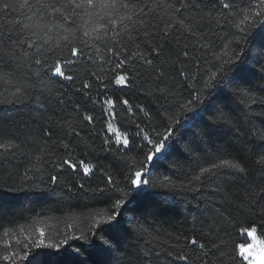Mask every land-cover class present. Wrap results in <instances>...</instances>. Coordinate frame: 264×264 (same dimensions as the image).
Returning <instances> with one entry per match:
<instances>
[{
	"label": "snow or ice",
	"instance_id": "obj_1",
	"mask_svg": "<svg viewBox=\"0 0 264 264\" xmlns=\"http://www.w3.org/2000/svg\"><path fill=\"white\" fill-rule=\"evenodd\" d=\"M210 3L211 7L204 4V8H208L206 13L195 11L196 6L192 5L194 12L188 16L185 15L188 0H10L0 3V49L7 50L10 58V63L0 68V79L14 89L7 102L24 104L41 92L58 91L53 87L56 78L73 81L77 78L72 73L73 65L86 59L91 65L104 68V74L92 73L104 93L94 102L106 106L107 113L113 118L118 105L134 114L130 100L117 98L116 93L132 87L135 81L144 77L154 78L156 84L148 94L158 91L156 99L169 105L162 118V122H169L164 125L163 133L152 126L149 111L136 106L149 121L148 126L132 121L135 137L147 149L139 161L140 167L134 171L130 168L124 187L105 171L104 186L90 189L107 200L112 199L109 193L116 195L109 212L84 217L83 230L69 225L58 242L48 241L42 229H38V237L26 238L28 242L24 249L27 250H16L11 242H7L0 250V262L89 264L84 256L88 253L100 257L96 264H113L120 251L118 236L134 232L143 237L147 231L135 216L124 218L127 206L150 188L171 187L168 177L156 182L152 173L176 147L177 134L183 136L199 126L198 121L202 123L198 139L197 133H193V140L183 145L185 159L191 157L199 162L200 156L196 153L204 151L200 145L207 146L210 131L233 124L228 101L240 105L244 116L253 111L252 105L264 106V83L254 85L249 79L257 70L264 79V0H248L239 8L236 0H210ZM205 21L208 33L201 32L198 27ZM189 38H195L196 43L190 45ZM216 39H220V44L215 42ZM169 45H172L171 49ZM171 64L180 65L178 75L183 82L179 89L174 82L169 83ZM21 72H26L27 77L21 78ZM161 84L164 87H159ZM91 87V83L85 81L80 90ZM188 88L191 89L188 98H178ZM110 90L111 95H108ZM83 119L89 124L95 123L93 115L85 114ZM105 127L108 133L115 134L116 147L113 148L112 137L106 135L102 150L126 161V153L132 150L133 133L117 130L112 122L106 123ZM255 134L264 141V129ZM18 139L15 132L0 129V157L14 155L21 147L14 142ZM64 147L67 149L68 145ZM89 148L91 145H86V150ZM261 149L264 144L251 150V162L257 172L264 173ZM136 163L133 160L132 166ZM206 163L207 166L194 171L191 179L182 186L183 191L199 192L217 184L223 177H233L244 183V193L235 197L227 195V206L231 211L202 225L207 228V234L198 232L190 239L185 237L183 242L177 238L176 247H169L164 255L181 264H252L254 245L232 244L229 250L226 235L229 227L234 230L241 221L244 233L253 239L258 230L264 228V181L252 180L253 173L247 165L241 166L227 159ZM64 166L76 174L82 171L84 177L95 171V167L84 160L65 158L59 167ZM59 184V175H52L46 186L54 192ZM79 188L89 190L84 183H80ZM68 190L71 191V186ZM3 227L0 224V228ZM69 231L72 234H68ZM9 234L5 229L4 235ZM73 241L79 243L73 244ZM20 243L17 239V246ZM260 253H264V243Z\"/></svg>",
	"mask_w": 264,
	"mask_h": 264
},
{
	"label": "trees",
	"instance_id": "obj_2",
	"mask_svg": "<svg viewBox=\"0 0 264 264\" xmlns=\"http://www.w3.org/2000/svg\"><path fill=\"white\" fill-rule=\"evenodd\" d=\"M3 2L10 0H0V3ZM247 2L248 0H236L238 8ZM188 3L186 16L194 12L192 5L196 6L195 11L205 13L208 8H204V4L212 6L210 0H188ZM12 15L16 18L14 13ZM205 24L206 21L201 22L198 27L201 32L208 33L209 28ZM222 35L224 33H221ZM215 42L220 44V39ZM188 43L195 44V38H189ZM168 47L171 49L172 45ZM8 63L10 58L7 50L0 49V68ZM179 67V64H171L168 69L171 77L169 83L174 82L177 89L183 82L178 75ZM93 72L104 74V68L93 66L86 59L78 60L72 68V73L77 75L76 79L66 81L56 78L53 87L58 91L41 92L38 96L34 95L26 100L24 104L7 102L11 99L10 93L14 89L0 79V129L15 132L19 139L14 142L21 145L14 155L0 157V224L4 225L0 228V250L7 242H11L16 250H27L24 249V244L28 242L26 238L38 237V229L45 231L48 241L58 242L69 225L83 230L84 217L111 210L116 195L109 193L112 199L107 200L99 193L93 194L90 189L104 186L105 171L124 187L130 168L134 171L140 167L139 161L143 159V152L147 149L143 148L141 140L135 137L136 128L132 121L140 123L141 126H148L149 121L136 108L137 105L149 111L153 127L160 133L165 131L164 125L169 122H162V118L169 105L156 99L159 96L158 91L152 95L148 94L156 88L154 78L144 77L135 81L132 87L117 92V98L126 97L130 100L134 114H129L126 108L118 105L113 118L107 113L106 106L94 102L104 93L98 87ZM261 75L257 70L256 75L249 77L251 83H264ZM20 77L26 78L27 73L21 72ZM85 81L91 83L92 87L90 90L81 91ZM189 91L190 88L186 89L182 97L178 98L186 100ZM107 94L111 95V90ZM227 103L233 113V124L210 131L209 137L206 138L207 146L200 145L204 151L196 153L200 156L199 162L191 157L185 159L183 145L193 140V133H197L198 139L202 123L198 121L199 126L193 127L183 136L177 134L176 147L167 160L159 162L160 166L152 173L156 182L164 181V177H168L171 187L150 188L133 204L127 206L123 213L124 218L135 216L147 231L143 237L134 232L118 236L120 251L116 253L113 264H181L180 261L164 255L169 247H176L177 238L183 242L185 237L190 239L195 233L207 234V228L202 225L210 223L213 217L226 216L231 211L227 206V195H243L245 188L242 181L233 177H223L217 184L199 192L182 190V186L187 184L194 171L198 172L201 166H207V161L219 163L221 159H227L240 163L241 166L247 165L253 173L252 180L264 181V173L257 172L251 162V150L264 144L255 134L256 131L264 129V106L252 105L253 111L244 116L241 106L235 101ZM85 114L93 115L95 123L89 124L85 121ZM108 122H112L113 127L121 132L133 133L132 150L126 153V161L112 152L102 150L106 135L112 137L113 148L116 147L115 134L108 133L105 127ZM65 144L68 145L67 149ZM86 145H91V148L86 150ZM121 150L123 152V146ZM261 151L264 152V149ZM65 158L84 160L94 166L95 171L91 176L84 177L82 171L76 174L67 166L59 167ZM133 160L137 161L135 167L132 166ZM29 169L31 171H28ZM52 175H59L60 178V184L54 192L50 190V186H46ZM80 183H84L85 188L89 190H81ZM69 186L71 191L68 190ZM5 229L10 233L8 236L4 235ZM68 234H72L71 231ZM76 234H79V231ZM257 237L264 240V228L258 230ZM17 239L21 242L19 246L16 244ZM226 239L229 242V250L232 244L249 243L243 231V221L234 230L228 228ZM84 256L89 260V264H96L100 259L95 254L85 253Z\"/></svg>",
	"mask_w": 264,
	"mask_h": 264
},
{
	"label": "rangeland",
	"instance_id": "obj_3",
	"mask_svg": "<svg viewBox=\"0 0 264 264\" xmlns=\"http://www.w3.org/2000/svg\"><path fill=\"white\" fill-rule=\"evenodd\" d=\"M248 240H249V243L245 244L246 246L248 244L254 245L252 249V252L254 253V256L252 257L253 259L252 264H264V254L257 255L258 253H260V248H261L262 243H264V240L258 238L257 236L255 239H253L252 237H248Z\"/></svg>",
	"mask_w": 264,
	"mask_h": 264
},
{
	"label": "clouds",
	"instance_id": "obj_4",
	"mask_svg": "<svg viewBox=\"0 0 264 264\" xmlns=\"http://www.w3.org/2000/svg\"><path fill=\"white\" fill-rule=\"evenodd\" d=\"M262 254H264V253H258L257 255H262Z\"/></svg>",
	"mask_w": 264,
	"mask_h": 264
}]
</instances>
